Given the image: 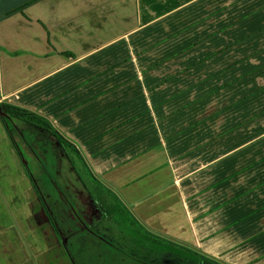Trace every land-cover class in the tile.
Instances as JSON below:
<instances>
[{
    "label": "crops",
    "instance_id": "obj_1",
    "mask_svg": "<svg viewBox=\"0 0 264 264\" xmlns=\"http://www.w3.org/2000/svg\"><path fill=\"white\" fill-rule=\"evenodd\" d=\"M5 102L46 117L153 233L264 264V0H0ZM7 124L0 264H165L129 254L53 134Z\"/></svg>",
    "mask_w": 264,
    "mask_h": 264
},
{
    "label": "trees",
    "instance_id": "obj_2",
    "mask_svg": "<svg viewBox=\"0 0 264 264\" xmlns=\"http://www.w3.org/2000/svg\"><path fill=\"white\" fill-rule=\"evenodd\" d=\"M0 109L1 118L5 124L9 122V118H13L55 136L98 209L101 221L111 222L117 227L120 239L131 244L129 250L131 256L145 261L155 258L164 261L165 264H224L199 250L150 231L120 195L107 186L93 171L82 151L68 141L46 117L8 102L1 103ZM7 129H9L8 124ZM49 218L60 236L54 221L50 216Z\"/></svg>",
    "mask_w": 264,
    "mask_h": 264
},
{
    "label": "rangeland",
    "instance_id": "obj_3",
    "mask_svg": "<svg viewBox=\"0 0 264 264\" xmlns=\"http://www.w3.org/2000/svg\"><path fill=\"white\" fill-rule=\"evenodd\" d=\"M44 158V157H43Z\"/></svg>",
    "mask_w": 264,
    "mask_h": 264
}]
</instances>
